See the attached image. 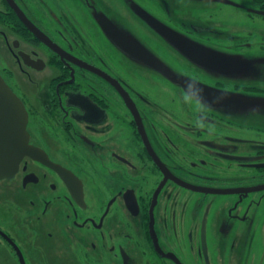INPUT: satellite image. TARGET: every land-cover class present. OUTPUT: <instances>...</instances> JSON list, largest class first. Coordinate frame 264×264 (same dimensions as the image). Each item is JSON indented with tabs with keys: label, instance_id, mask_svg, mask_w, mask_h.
I'll return each mask as SVG.
<instances>
[{
	"label": "flooded vegetation",
	"instance_id": "1",
	"mask_svg": "<svg viewBox=\"0 0 264 264\" xmlns=\"http://www.w3.org/2000/svg\"><path fill=\"white\" fill-rule=\"evenodd\" d=\"M0 74V264H264V0H0Z\"/></svg>",
	"mask_w": 264,
	"mask_h": 264
},
{
	"label": "water",
	"instance_id": "2",
	"mask_svg": "<svg viewBox=\"0 0 264 264\" xmlns=\"http://www.w3.org/2000/svg\"><path fill=\"white\" fill-rule=\"evenodd\" d=\"M28 119L24 102L0 75V180L14 177L27 155L44 160L30 144Z\"/></svg>",
	"mask_w": 264,
	"mask_h": 264
},
{
	"label": "snow or ice",
	"instance_id": "3",
	"mask_svg": "<svg viewBox=\"0 0 264 264\" xmlns=\"http://www.w3.org/2000/svg\"><path fill=\"white\" fill-rule=\"evenodd\" d=\"M235 71L240 72V73H244V72L248 71V69L245 67H241V68L235 69Z\"/></svg>",
	"mask_w": 264,
	"mask_h": 264
}]
</instances>
